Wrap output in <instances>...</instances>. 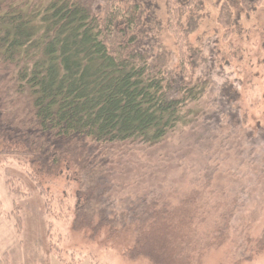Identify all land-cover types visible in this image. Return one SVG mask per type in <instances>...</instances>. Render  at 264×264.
I'll use <instances>...</instances> for the list:
<instances>
[{"label": "trees", "instance_id": "16d2710c", "mask_svg": "<svg viewBox=\"0 0 264 264\" xmlns=\"http://www.w3.org/2000/svg\"><path fill=\"white\" fill-rule=\"evenodd\" d=\"M201 1H167L173 68L152 0H0V164L25 167L47 211L46 181L76 184L75 229L133 230L127 254L150 264H204L225 244L234 264L264 254V96L251 112L230 83L183 116L204 96L187 45L198 30L182 24ZM222 9L224 61H206L208 76L242 56Z\"/></svg>", "mask_w": 264, "mask_h": 264}, {"label": "rangeland", "instance_id": "374dc122", "mask_svg": "<svg viewBox=\"0 0 264 264\" xmlns=\"http://www.w3.org/2000/svg\"><path fill=\"white\" fill-rule=\"evenodd\" d=\"M167 1L152 0L153 4L159 7L154 11L155 19L157 25L163 26L161 42L166 47L170 59L173 60L174 68L179 63V53L175 39L166 30ZM103 3L99 2L100 8L103 7ZM260 4L251 5L245 0H202L187 17L183 16V25H193L198 30L195 35L187 36V45L188 51H192L191 57L195 56L198 59L199 67L196 77L202 78L199 89L204 91V96L199 103L190 104L183 110V116L187 119L190 117L188 111L198 109L207 111L214 107L220 92L230 83L242 88L243 91L248 89L250 98L248 106L252 108L251 112L262 109L264 5L260 6ZM223 5L227 8L228 25L239 29L240 35H243V38L238 40L241 43L240 48L243 49L242 56L235 65L220 68L219 63L217 70L215 69L211 76H208L210 69L206 61L211 63L212 59L219 61L220 58L221 62L224 61L222 57L225 55L223 52L226 48L221 44V39L225 33L224 30H217L220 29V25H223L220 20ZM103 9L99 13L106 11ZM239 37V35L235 36L234 45L238 44L236 39ZM233 39L232 37V41ZM195 48L197 49L194 53ZM2 159L0 225L10 222L15 228L19 244V259L15 262L12 260L14 259L12 253L17 250H14L16 241L13 242V247L9 244V241L14 239L11 235L0 236V259L8 256L11 264H150L143 256L132 257L127 254V251L135 244L133 230L123 231L116 236L110 235L107 230H102L94 236L87 228L75 229L74 211L78 189L76 184L67 186L68 182L64 177L46 181L52 207L51 211H47L46 199L28 177L26 168L13 158L7 159L8 161ZM65 197H68L69 201L63 200L65 204L61 205V199ZM123 201L116 203L114 215L121 216L120 213L125 210L128 202ZM137 203L138 201L135 202ZM18 218L21 220L20 227L16 223ZM229 246L230 244H225L222 248L214 250L204 264H234V256ZM239 264H264V254Z\"/></svg>", "mask_w": 264, "mask_h": 264}, {"label": "crops", "instance_id": "0c3cea01", "mask_svg": "<svg viewBox=\"0 0 264 264\" xmlns=\"http://www.w3.org/2000/svg\"><path fill=\"white\" fill-rule=\"evenodd\" d=\"M0 231H1L0 236L6 237L8 235H11L14 238V239H11L9 241V244L11 247H13V245H12L13 242L16 241L14 250L16 249L17 251L12 253L13 257H14V259H12V260H14V262H15L16 259H19V244H18V239H17L18 238L17 232L10 222H6V223L1 224L0 225Z\"/></svg>", "mask_w": 264, "mask_h": 264}]
</instances>
